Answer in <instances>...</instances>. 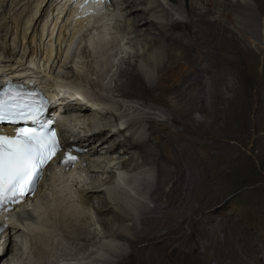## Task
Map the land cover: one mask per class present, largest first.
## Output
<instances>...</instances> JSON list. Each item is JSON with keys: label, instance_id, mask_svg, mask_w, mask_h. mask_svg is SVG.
I'll list each match as a JSON object with an SVG mask.
<instances>
[{"label": "bare ground", "instance_id": "1", "mask_svg": "<svg viewBox=\"0 0 264 264\" xmlns=\"http://www.w3.org/2000/svg\"><path fill=\"white\" fill-rule=\"evenodd\" d=\"M100 1L0 0V83L21 79L43 88L56 104L60 102L59 108L56 106L61 113L57 127L63 142L71 146L72 141H78L86 149L84 164L67 173L50 167L34 199L0 216L4 228L0 234V260L2 254L12 253V236L26 229L34 238L30 255L34 264H126L129 257L133 258L130 264H193L200 249L193 240L196 231L188 237L183 235L186 223L180 219L196 211L191 205L190 187L196 184L197 167L191 150L173 140L169 132L173 126L167 122L183 127L191 143L198 142V137L221 138L220 126L212 128L207 123L212 118L218 86L233 75L225 66L229 61V35L236 40L229 23L242 33V38L250 34L242 27L243 12L250 6L239 0H187L189 10H185L182 0H120L117 6L125 20L116 18L112 22L119 40L87 46L81 54L88 61H83L81 67L75 57L69 61L71 49H64L83 29L106 28L117 13L116 8L112 9L116 3L111 0L110 12L98 16L103 11ZM22 5L26 6L23 10ZM26 14L30 21L24 23ZM176 15L185 17L182 23L186 35L174 32L179 23ZM205 15L217 16L209 18L204 26ZM247 38L252 43L262 40ZM203 51L208 57L214 52L220 54L224 65L207 64L209 61L201 56ZM83 84L101 94L86 100L83 96L88 93L79 87ZM82 99L96 108L76 105L79 101L75 100ZM194 112L201 113L202 119L196 120ZM160 114L168 119L161 121ZM126 116L131 117L125 129L117 131L130 129L132 133L116 139L113 129ZM214 119L210 122L216 123L218 118ZM73 121L85 126L83 137L69 129ZM172 133L184 136L176 129ZM142 166L147 171L133 178L115 175V170L135 173ZM202 174L206 177V169ZM87 177L93 180L72 197L71 186L75 189ZM127 187L139 196L147 193L153 207L131 196ZM34 203L35 207L28 209ZM91 212L108 243L99 245L102 239L97 240L98 234L91 230ZM102 215L105 219L112 215L116 226H107ZM191 225L195 227V223ZM57 232L66 244L56 241ZM116 240L129 244L130 249ZM91 244L98 246L99 252L97 247L96 251L90 249ZM16 255L8 260L9 264L18 263ZM237 255L235 262L248 264Z\"/></svg>", "mask_w": 264, "mask_h": 264}, {"label": "rangeland", "instance_id": "2", "mask_svg": "<svg viewBox=\"0 0 264 264\" xmlns=\"http://www.w3.org/2000/svg\"><path fill=\"white\" fill-rule=\"evenodd\" d=\"M113 1L116 3V7L112 9L115 10L116 8L115 11L117 13L112 16L111 20H108V18L106 19L109 22L105 28L107 29V33L102 32L105 29L100 31L92 29V27L87 30L83 29L84 33L81 31L83 35L80 34V36L78 35L77 38H74L71 41V46L66 50L64 49L65 46L63 48L66 52L71 49V54L69 53L70 56L68 54L69 61L75 57L78 62L81 61L78 63L80 66L83 61H88V59H85L82 55L85 48L87 49V46L89 48L97 46L95 43H101L103 40L109 42L117 39L119 40V36H117L119 33L116 32L117 30H115L112 22H114L116 18H121L120 20L124 22L125 18L123 16L124 13L122 14L121 12V8L117 6L120 0ZM161 1L166 2L167 0ZM183 1V5H185L187 0H182V3ZM239 1L249 4L250 6L249 10L243 12L245 16L242 17V27L250 34L242 38V33L235 28L233 23L232 25L231 22L229 23V27L230 29L232 28L231 30L236 40L232 35H229V40L227 41V46L229 48L227 56L229 61L225 66L233 75L229 77L224 85L218 86L216 101H214L212 106V118L209 119L207 123L211 125L212 128L220 126L221 138L211 137V139L208 140L198 137V142L191 143V137L187 135L183 127L172 125L171 121L167 122L168 124L170 123L169 125L171 127L173 126L172 131H169L173 136V140L181 147L191 150L192 156L195 159V166L197 167L198 178L196 184L190 187V192L192 194L191 199H193L191 205L196 211L193 213L189 212L186 219H180V222L185 221L186 223L182 233L183 235L188 237L196 231L193 240L198 243L200 249L198 250V256L196 255L197 258H195L193 264H229V262L232 264H240L239 261L235 262L234 260V256L237 255L236 253H238L239 256L241 255L240 257L237 256L242 263L257 264V261L260 263L262 262V264L264 263V35L262 34V30H264V0ZM170 3H172V1H170ZM138 4L144 7L140 1ZM258 4H261V8L257 7ZM23 7L25 9L26 6L22 5V10ZM184 9L189 10V2L188 6L187 4L184 6ZM216 16L217 15H212L210 17L206 15L203 16L204 26H206L209 18L215 19ZM26 17L27 18L23 20L24 23L30 21L27 14ZM110 18L111 17H109V19ZM176 18L179 23L174 32L186 35L184 31L185 24L182 23L185 17L176 15ZM98 21H100V19H98ZM202 22L203 20L201 19V23ZM204 26L203 28H205ZM248 36L260 37L262 40L260 43H252L253 41L248 40ZM149 37H151V35H149ZM43 48L44 45L42 46V49ZM201 56H203L207 62L209 61L207 63L209 65L212 63V65H215L216 62L219 66L224 65V63H220V54L216 52L208 57V53L203 51ZM64 58L66 57L64 56ZM91 60L92 58H89V61ZM30 66L34 69V65H29V67ZM81 67H83V65ZM61 73L62 72H60V74ZM232 78L234 80L229 81ZM232 83L233 89L230 88ZM79 87H83L82 90L91 95L89 96L87 94L88 96L85 95L87 97L83 96L86 100H90L91 97H93L92 95L98 96L101 94L100 90H95L90 85L83 84L79 85ZM77 101L79 102L76 105L81 104L86 105V107L88 105L91 108H96L94 104L92 105L90 104L91 102L83 101V99L75 100V102ZM200 115L202 114L199 112H194L192 114L196 120L202 119ZM215 116L218 118L216 121L217 124L210 122L215 120ZM130 117L131 116L124 117V119L116 123V126L125 127V122ZM71 118L72 117H70L69 120ZM166 118L168 119V117L160 116L161 121H166ZM83 127L85 128L82 123L79 124L74 122L69 129H71L72 132H76L77 136L80 135L83 137L85 134ZM117 127L113 129L115 130L116 135H114V138L116 139H123L125 136L132 133L130 129L121 133L117 131L119 130V127ZM174 128L180 131L181 136H183V134L184 136L180 137L172 133L175 131ZM132 165L135 166L136 163H132ZM203 169H206V177L208 176L209 179L208 184L206 183V177L202 174ZM146 171L147 169L142 166L135 173L122 172L120 169L115 170V175L118 178L121 173L129 179L139 175L138 173H145ZM91 179L93 180L92 177H87L85 182L83 181L78 183L77 186H74L75 189L71 186L73 191L70 188L69 192L74 193L71 194L73 195L72 197H77V190H81L87 186L86 184L91 182ZM127 189L131 196L145 200L149 206L153 207L154 203L148 200L147 193L139 196L135 194L130 187H127ZM48 193L50 194L51 192ZM93 202L94 205L97 206V200ZM34 205L35 203L29 204L28 209L35 207ZM90 215L93 218L92 223L94 224L91 230L93 232L96 231L98 234L97 240L102 239L99 245L108 243V240H105L103 233H101L102 227L97 224V217L93 212H91ZM110 216L111 217L107 219L104 218L105 215L101 217L106 220L107 226L115 227L116 222L113 220L112 215ZM192 223H195V227H192ZM100 236L102 237L100 238ZM56 241H62L66 244V241L59 232H57ZM33 242L34 238L32 233L26 229L24 231L21 230L16 237L13 235L12 243L9 246L12 253L9 252L6 253V255L2 254L0 264H9L8 260L15 254L19 255L17 264H34V257H32L33 263L30 261V255L33 253L31 250L34 249ZM50 242H53V240H50ZM114 242L125 244L127 249H130L129 244L125 242H120L119 240ZM142 246V244H139L140 248H142ZM90 249L94 251L99 250L98 246L93 245L92 247V244L90 245ZM58 252L61 253V251ZM177 252L179 251L177 250L174 253L176 254ZM21 255L22 257L24 256V258H21ZM27 261H30V263ZM132 261L133 258L129 257L126 260V264H130ZM62 263L68 262L62 261ZM70 264L77 263L72 262Z\"/></svg>", "mask_w": 264, "mask_h": 264}, {"label": "snow or ice", "instance_id": "3", "mask_svg": "<svg viewBox=\"0 0 264 264\" xmlns=\"http://www.w3.org/2000/svg\"><path fill=\"white\" fill-rule=\"evenodd\" d=\"M46 108L39 93L14 89L0 93V122L32 125L17 128L13 135H0V209L33 193L44 166L61 152L52 121L45 118ZM62 159L71 163L76 157L64 152Z\"/></svg>", "mask_w": 264, "mask_h": 264}, {"label": "clouds", "instance_id": "4", "mask_svg": "<svg viewBox=\"0 0 264 264\" xmlns=\"http://www.w3.org/2000/svg\"><path fill=\"white\" fill-rule=\"evenodd\" d=\"M125 127H120L119 126L120 130H124ZM71 146H76V147H78L80 149L81 152H77V153L79 154V156L82 158V161H83V153L86 151V149L83 146L78 145V141H72V145Z\"/></svg>", "mask_w": 264, "mask_h": 264}]
</instances>
